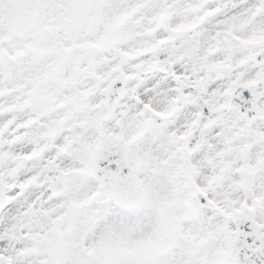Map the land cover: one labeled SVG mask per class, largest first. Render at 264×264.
Returning <instances> with one entry per match:
<instances>
[{
    "label": "snow or ice",
    "instance_id": "obj_1",
    "mask_svg": "<svg viewBox=\"0 0 264 264\" xmlns=\"http://www.w3.org/2000/svg\"><path fill=\"white\" fill-rule=\"evenodd\" d=\"M0 264H264V0H0Z\"/></svg>",
    "mask_w": 264,
    "mask_h": 264
}]
</instances>
